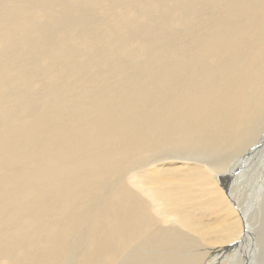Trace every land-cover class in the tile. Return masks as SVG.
I'll return each instance as SVG.
<instances>
[{"label": "bare ground", "instance_id": "obj_1", "mask_svg": "<svg viewBox=\"0 0 264 264\" xmlns=\"http://www.w3.org/2000/svg\"><path fill=\"white\" fill-rule=\"evenodd\" d=\"M69 2L0 0V264H96L91 253L110 255L109 239L97 236L126 242L149 220L135 215L124 190L112 196L132 212L128 217L98 199L103 165L147 144L187 145L215 117L225 124L212 133L217 152L235 127L251 120L245 105H255L264 90V0ZM63 11L73 21L47 25ZM105 13L106 26L91 36ZM211 20L215 25L207 27ZM149 25L162 29L139 41L135 33ZM12 42L15 54L5 51ZM127 73L124 87L106 85L112 75ZM226 86L233 91L226 93ZM123 92L126 107L119 104ZM234 100L244 107L232 109ZM148 104L155 112L141 114ZM199 165L188 167L203 170ZM204 168L197 176L156 168L140 175L141 184L184 228L212 243L233 240L242 228L237 210L207 181L210 166ZM92 200L104 227L92 226L76 247L72 234Z\"/></svg>", "mask_w": 264, "mask_h": 264}, {"label": "rangeland", "instance_id": "obj_2", "mask_svg": "<svg viewBox=\"0 0 264 264\" xmlns=\"http://www.w3.org/2000/svg\"><path fill=\"white\" fill-rule=\"evenodd\" d=\"M59 1L70 3V0ZM73 10L77 13L83 12L82 7L70 9V11ZM170 10L168 8V11ZM183 13H186V11ZM69 14L65 15L63 11L61 16L55 18V21L46 23L47 25L49 24L48 26L52 25L53 28H57L60 22L73 21L72 14ZM97 17L98 27L91 31V36H98L99 27H105L104 20L107 22L109 19L107 13ZM79 21L80 24L84 25L83 21ZM213 25H215L214 20H211L206 26L211 27ZM149 26L147 29L141 27L135 33L139 41H150L153 34L159 32L161 28L158 26H150L151 28H149ZM202 29L194 28L193 31L199 34ZM131 33H133L132 30ZM177 33L180 32L178 31ZM101 36L103 35L100 34L99 44L104 42ZM92 46L93 50L97 51L96 44ZM17 50H19V47L16 49V44H13V42L9 43L5 48L6 52L10 53L12 51V54H15ZM106 58L104 57L105 67L109 63H106ZM127 60L128 56L121 58L124 63ZM42 62L46 63V60H41ZM104 66L101 69L105 68ZM95 67L96 65H91L90 69L95 70ZM89 70L88 72H90ZM112 76L106 85H112L116 82L124 87V79L129 78L130 80L131 74ZM143 77L137 78L143 80ZM48 82L50 80H43V84ZM136 84L137 82L132 83V86ZM223 90L226 93L233 91L228 86ZM124 97L125 93L123 92L120 95L119 104L126 107L121 104V100ZM114 101L117 102L116 98H114ZM8 107L12 108V105ZM243 107L244 105L236 100L231 103L232 109H241ZM11 108H7V112L14 110V108L13 110ZM245 108L252 110L253 117L249 122L235 127L231 131L230 138L219 143L217 152L211 151L212 133L221 128L225 129V124L224 122L216 123L215 117L212 121L207 120L199 128V132L194 133L192 141L187 145L178 142L175 144L166 142L158 146L147 144L139 147L134 153L128 151L121 159H116L108 165H103L105 174L100 176L103 179L101 186L103 189L99 193L98 199L104 200V203L111 205L122 216L128 217L132 215V212L126 208L122 201L120 203L112 196V193H116L121 197V190L128 192L132 196L133 204L137 209L135 215L139 217L142 213L149 220V225L143 232H139L134 239L126 242L118 241L116 238L108 236L106 231L104 232L107 235L103 233L102 236H97L95 241L108 238L109 241L108 239L107 241L112 250L110 255L106 253H91L96 264H264V90H261V99L255 105L250 102L245 105ZM146 110L155 112V106L146 105L142 109L141 114ZM2 111L4 112V110ZM153 133L155 137L160 136L156 132ZM113 147L115 146H111L109 151L114 152ZM104 162L102 161L101 164ZM171 163L176 164L171 165ZM192 164H201L203 170H205V165L210 166V170H212L209 172L211 178H207V181L213 180L216 184V189L230 203L228 207L233 206L237 210L235 214L240 220L238 227L242 228L236 233L233 240L212 243L197 233L184 228L153 199V192L147 190L141 184L140 175L150 174L156 168L163 170L176 168L188 175L195 176L203 172L202 169L188 167ZM197 167H200V165ZM161 175L156 174L157 177ZM104 203H99V205L101 204L100 207L106 214L105 210L107 209L103 206ZM85 204L88 212L80 219L78 228L72 234L76 247L92 226L96 228L104 227L103 223L98 222L93 215L96 209L95 201L92 200L89 204ZM36 224L38 225V223ZM173 233L175 234L174 236L171 235ZM0 237L1 241L5 235ZM39 240L40 237H38L37 241Z\"/></svg>", "mask_w": 264, "mask_h": 264}]
</instances>
